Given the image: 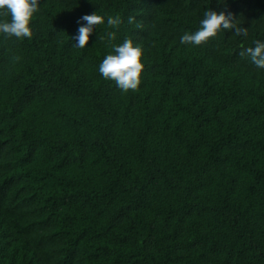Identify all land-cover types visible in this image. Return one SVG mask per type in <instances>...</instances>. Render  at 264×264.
<instances>
[{"label":"trees","instance_id":"1","mask_svg":"<svg viewBox=\"0 0 264 264\" xmlns=\"http://www.w3.org/2000/svg\"><path fill=\"white\" fill-rule=\"evenodd\" d=\"M209 10L247 35L181 44ZM30 27L0 34V264H264V0H41ZM128 38L124 92L98 69Z\"/></svg>","mask_w":264,"mask_h":264},{"label":"clouds","instance_id":"2","mask_svg":"<svg viewBox=\"0 0 264 264\" xmlns=\"http://www.w3.org/2000/svg\"><path fill=\"white\" fill-rule=\"evenodd\" d=\"M40 2L41 0H0V16L10 17V20H0V34L17 39H30L33 35L30 24L34 14L40 9ZM122 22L119 16H108L106 20L107 25L112 28H118ZM135 22V17L128 18L129 24ZM78 23L81 26L74 37V46L83 49L94 31V26L105 24V16L97 12L84 15ZM221 30H234L237 35H247L245 29L236 26L230 15L209 10L204 13L199 30L183 34L180 43L199 46L209 38L215 37ZM107 37L109 40H115V32L107 33ZM112 48V53L107 54L100 63L99 73L106 80L115 81L116 86L124 92L137 90L144 69L142 47L128 38L121 44L112 45ZM241 55H247L256 67L264 69V41H256L254 47L245 49Z\"/></svg>","mask_w":264,"mask_h":264}]
</instances>
